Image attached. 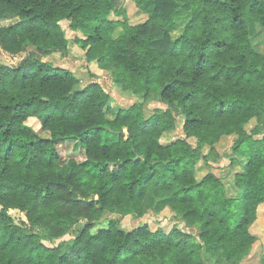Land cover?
Here are the masks:
<instances>
[{
  "label": "trees",
  "instance_id": "trees-1",
  "mask_svg": "<svg viewBox=\"0 0 264 264\" xmlns=\"http://www.w3.org/2000/svg\"><path fill=\"white\" fill-rule=\"evenodd\" d=\"M6 16L1 49L33 51L0 64V264L243 263L264 223V53L250 38L264 0H0ZM63 20L92 78L166 109L145 118L142 103L117 106L42 60L70 53ZM154 189L158 215L201 232L103 219L141 217Z\"/></svg>",
  "mask_w": 264,
  "mask_h": 264
},
{
  "label": "rangeland",
  "instance_id": "rangeland-1",
  "mask_svg": "<svg viewBox=\"0 0 264 264\" xmlns=\"http://www.w3.org/2000/svg\"><path fill=\"white\" fill-rule=\"evenodd\" d=\"M136 12H132L130 16H134ZM16 18L13 16H6L0 18V26L5 27L12 25L16 22ZM61 26L65 31L66 37L70 42V55L68 54L65 59H59L58 57H47L42 58L44 61H49L55 66H59L62 68L72 70V74L79 79L80 86L84 87L88 83L92 81L98 82L112 97L115 105L120 106L122 108H127L131 106L135 102H139L143 104V116L145 118L152 115L155 109H166V105L156 98L149 99L147 101H143L142 99L135 98L129 92L123 91L120 87H117L111 79V76L107 73L101 72L96 78H92L89 73L85 70L86 62L85 58L82 57V52L76 44L73 42L74 36H77V33H72L68 29L69 23L66 20L61 21ZM250 38L251 43L255 51L258 53H264V28L260 26H256L250 30ZM33 51L32 48L27 47L24 52H20L17 54H10L5 52L0 47V64L9 65V66H18L21 62H23L29 52ZM91 68L95 69L93 64L90 65ZM182 122L183 119L181 117L176 118V129L175 134L183 136L182 131ZM229 160L228 158L222 157L218 162L211 163V172L214 176H222L227 172ZM156 191V192H155ZM153 192V193H152ZM150 192L149 198L145 201L144 211L141 217H133V216H119L116 214L106 213L103 219L109 218H117L121 220V225L129 230L132 228H136L143 224H148L151 229H155L156 227H162L164 230H169L173 225H177L180 229L185 232L192 233L194 235L198 234L201 231L200 227H189L183 222H177L173 215L170 212L161 213L158 215L159 209L165 204L167 201L164 193L157 194L159 192L158 189H154ZM11 216L13 217L16 223H20L25 220L24 214L18 211H10ZM260 214H263L264 219V205L261 206ZM83 225V221L80 220L77 225L71 230L69 235L63 237V239H69L72 235H75ZM254 232L260 234L261 244L257 243L254 245L250 255L244 260L241 264H259V253L261 254V249L264 251V223L259 225V223L254 227ZM57 242V241H56ZM47 244V243H46ZM49 245V244H47ZM204 264H224L223 261L219 260L218 257H208L204 256ZM230 264H236L235 261H232Z\"/></svg>",
  "mask_w": 264,
  "mask_h": 264
},
{
  "label": "crops",
  "instance_id": "crops-1",
  "mask_svg": "<svg viewBox=\"0 0 264 264\" xmlns=\"http://www.w3.org/2000/svg\"><path fill=\"white\" fill-rule=\"evenodd\" d=\"M69 71H72V70L69 69ZM189 227H190V226H189ZM195 227H197V226H195ZM200 232H201V231H200ZM200 232H199V233H200ZM199 233H198V234H199Z\"/></svg>",
  "mask_w": 264,
  "mask_h": 264
}]
</instances>
